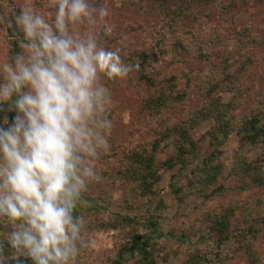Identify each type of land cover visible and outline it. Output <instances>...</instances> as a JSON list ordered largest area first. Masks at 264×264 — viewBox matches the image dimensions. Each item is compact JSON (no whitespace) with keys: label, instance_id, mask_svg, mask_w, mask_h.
<instances>
[{"label":"clouds","instance_id":"obj_1","mask_svg":"<svg viewBox=\"0 0 264 264\" xmlns=\"http://www.w3.org/2000/svg\"><path fill=\"white\" fill-rule=\"evenodd\" d=\"M107 15L91 0H49L10 21L20 51L0 61V108L14 113L0 117V253L6 242L16 264H74L83 244L76 209L113 128L107 82L134 67L93 30Z\"/></svg>","mask_w":264,"mask_h":264},{"label":"trees","instance_id":"obj_2","mask_svg":"<svg viewBox=\"0 0 264 264\" xmlns=\"http://www.w3.org/2000/svg\"><path fill=\"white\" fill-rule=\"evenodd\" d=\"M238 1L222 0L221 8L215 7V0H140L138 3L137 7L143 15L142 19L148 20V24L155 28L157 43L151 47H135L136 49L130 52L127 59L130 66H134L127 77L128 81H134V84L139 87L133 109H136V128L140 129L142 123L146 121L145 118H161V115L169 108L166 92H175L172 99L181 104L183 110L179 113L181 117L174 122L170 124L164 122L159 127H154L149 141L150 154L144 151V144H138L137 148L130 150L120 158L117 167H112L111 176L118 174L119 177L124 178L125 184L130 185L125 189L128 197L126 196L124 199L129 198L134 202L136 199L138 201L139 197L142 198L146 191L149 192L153 185L152 182L158 180L160 169L177 168L172 178L177 181L182 179L185 181L183 185L177 182L172 185V191L179 201L191 195L205 199L220 196L232 188L226 182L230 177L243 180V183L241 182L237 186V189L240 190L243 188V184L249 187L264 186V172H256L257 168L252 163L240 162L231 171H227L221 160L222 146L231 135L237 138L242 148L253 147L258 143L264 144V111L239 114L234 112L240 96L245 91L236 88L237 91L229 102L224 103L221 99V93L235 89V80L244 83L245 86L251 79L261 81L264 77V67H262V71L253 69L252 59L246 57L243 63L236 66L233 71L234 65L231 63L233 56L229 51L227 53L229 56L227 55L222 62V78L217 79L213 75V70L211 73L201 74L192 70L193 67L190 66L187 67V70L181 69L180 73L171 74L167 79L169 86L165 89L158 87L157 73H152L151 70L153 62L163 61L168 55H171L170 62L174 64L189 62L188 56L193 53L201 58H206L208 55L206 46L201 42V39H198L201 33L199 24L205 18L213 16L218 9L221 12H226L227 9L231 11ZM262 1L264 2V0ZM22 7V5H13L11 13L6 15L5 27L10 38L7 59L12 53L20 51L19 37L10 27V21L14 13ZM130 27L132 32H136L143 27V24L131 23ZM191 40L194 42L191 43ZM191 44L195 45L191 47ZM122 60L127 64L125 58ZM249 72L252 73L251 78L250 75L248 76ZM241 76L244 79L246 77L247 82L241 80ZM182 79L184 80L182 88L176 90ZM195 88L199 92L194 98ZM132 113L134 112L132 111ZM3 115H8L11 119L14 113L6 112L4 108H0V117ZM109 115L113 122L109 137V150L115 152L117 147L122 144L118 142L121 139L120 136L131 135L133 130L127 128L119 116L120 114H117L113 107L110 108ZM208 119H212L214 124L203 137L207 139V145L203 148L201 140L192 138L190 132ZM106 161L110 163L111 159ZM136 182H138V186L133 185ZM96 185L98 186L95 191L98 190V194L95 199H92L89 190ZM81 200L82 203L76 209V215L80 217H82L84 201L87 202V209L98 213H103L107 205L102 204L109 202L101 187V181L97 180L89 184ZM94 200H99L102 204ZM126 206L133 209L137 207V204L130 203ZM240 214L243 215V218L236 215L232 207L221 208L218 211L206 210L201 214L199 222L206 225L218 245L232 240L234 254L241 255L246 264H264L262 253H260L261 242L264 239V215L250 218L244 208H241ZM152 219L146 217L149 226L155 229L157 221ZM113 221L107 225L130 229L127 233V241L119 247L110 264H161L157 259L161 257L159 254L163 252V248L150 234L139 233L136 226L139 224L135 218L115 213ZM4 231L5 229H0V242H3ZM0 255H3L4 264H16L13 259L7 258L11 255L6 242H4V249ZM161 258L166 261L167 255ZM19 259L21 264H32V261L26 257ZM228 261V257L221 256L219 253L214 257H208L204 252L195 249L187 251L185 259L180 264H229Z\"/></svg>","mask_w":264,"mask_h":264},{"label":"rangeland","instance_id":"obj_3","mask_svg":"<svg viewBox=\"0 0 264 264\" xmlns=\"http://www.w3.org/2000/svg\"><path fill=\"white\" fill-rule=\"evenodd\" d=\"M91 2L97 9L103 7L108 10V15L100 18L97 24L93 26V30L100 36V43L112 50L120 49V55L126 59L128 65H130V62L127 59L130 52L136 49L135 47L144 48L156 45L155 28L153 25L148 24V20L142 19L143 15L137 7L140 0H91ZM48 3L47 0L1 1L0 61L7 59L10 38L6 31L5 19L6 15L11 13L13 5L31 4L38 11L43 12L48 10ZM215 4L216 8H221L222 0H215ZM231 9V11L227 9L226 12L218 11V9L213 16L205 18L199 24L201 33L198 39H201V42L206 46V53L208 54L206 58H201L193 53L188 56L189 62L174 64L170 62L171 55H168L163 61L152 63L151 70L152 73H157L159 88H168V77L171 74L180 73L181 69L187 70V67L190 66L193 67L192 70L201 74L211 73L213 70V75L217 79L222 78V62L229 51L233 56V61H231L234 65L233 71L236 66L243 63L246 57L252 59L253 69L262 71V67H264V2L262 0H239L236 6ZM131 23L138 25L142 23L143 27L136 32H132V28H129ZM105 27L110 28L111 31L105 33ZM192 41L194 42V40L190 42L193 43ZM194 45L191 44V47ZM137 68H139L138 65ZM248 76L251 78L252 73L249 72ZM128 80L129 78H125L107 82L112 94L111 107L116 110L117 114H120L123 123L133 132L131 135L120 136L121 139L118 142L122 143L121 146H118L115 152L108 149L96 163L99 176L97 181H101V187L109 202L102 204L99 200H94L104 206L107 205L103 213L87 209V202H83V244L80 246V252L74 264H110L119 247L127 241V233L130 229L107 225V223L114 222L115 213L135 218L139 224L136 225L139 233H148L158 242L163 248V252L159 256L167 255L166 261L158 257L157 260L161 264H180L185 259L186 252L195 249L204 252L208 257H214L218 253L221 256H226L229 258V264H246L241 255L234 254L232 240L218 245L214 235L206 228L204 223L199 222V218L206 210L218 211L225 207H232L235 214L240 218H243V215L240 214L241 208L245 209L250 218L261 217L264 215V186L249 187L243 184L244 186L240 190L237 189V186L239 183H243V180L230 177L226 182L232 188L220 196L205 199L204 197L191 195L179 201L172 191V185L176 182L183 185L185 181L183 179L177 181V179L172 178L177 168L160 169L158 180L152 182L153 185L150 187L149 192L146 191L142 198L139 197L140 199L138 198V201L136 199L134 202L130 201L129 198L124 199L126 196L128 197L125 189L130 185L125 184L124 178L119 177L118 174H116L117 176H111L112 167H117L120 158L124 157L130 150L137 148L138 144H144V151L150 154L149 141L156 126L159 127L164 122L167 124L174 122V120L181 117L179 113L183 110L181 104L174 102L172 99L175 92H166L169 108L161 115V118H145L146 121L142 123L138 130L135 124L136 109H133L139 87L134 84V81L129 82ZM241 80L247 82L246 77L244 79L241 76ZM183 81V79L180 80L181 84L176 90L182 88ZM234 82L235 89L231 90L232 92L226 90L227 92L221 93V99L224 103L233 99L235 91H237L236 88H238L240 91L245 92L237 102L235 113L264 111V77L261 81L251 79L246 86L237 80ZM198 92L195 88V91H193L194 98L198 95ZM213 124L212 119L205 120L190 132L192 138L201 140L203 148L207 145V139L203 137ZM222 148L221 160L227 171H231L240 162H247L256 166V172H264V144L258 143L253 147L242 148L237 138L231 135ZM108 159H111L110 163L106 161ZM133 185L138 186V182ZM97 186L89 190L92 199H95L98 194V190L95 191ZM130 203L137 204V207L127 208L126 205ZM146 217L153 218L152 220L156 219L155 229L149 226ZM7 230L9 229H5V231ZM260 253H262L264 262V239L261 242ZM7 258L12 259L11 256Z\"/></svg>","mask_w":264,"mask_h":264}]
</instances>
